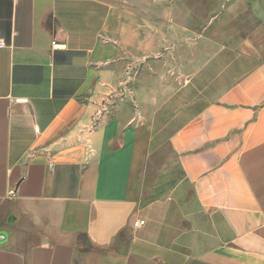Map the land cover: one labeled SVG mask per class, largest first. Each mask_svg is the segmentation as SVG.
Returning <instances> with one entry per match:
<instances>
[{
	"label": "crops",
	"instance_id": "crops-1",
	"mask_svg": "<svg viewBox=\"0 0 264 264\" xmlns=\"http://www.w3.org/2000/svg\"><path fill=\"white\" fill-rule=\"evenodd\" d=\"M0 43V264H264V0H0Z\"/></svg>",
	"mask_w": 264,
	"mask_h": 264
},
{
	"label": "rangeland",
	"instance_id": "rangeland-1",
	"mask_svg": "<svg viewBox=\"0 0 264 264\" xmlns=\"http://www.w3.org/2000/svg\"><path fill=\"white\" fill-rule=\"evenodd\" d=\"M217 60V64L215 63L203 70L199 82L193 83L195 89H187L184 96L185 101H178L179 95H175L173 100L160 112L155 121L151 159L153 169L151 172L158 173L165 165L174 162L173 153L168 146V139L174 130L182 124V119L190 118L199 112L223 90L227 81L229 83L231 78L235 79L238 76L239 63L235 64L234 73L231 74L225 71L224 58Z\"/></svg>",
	"mask_w": 264,
	"mask_h": 264
},
{
	"label": "built area",
	"instance_id": "built-area-1",
	"mask_svg": "<svg viewBox=\"0 0 264 264\" xmlns=\"http://www.w3.org/2000/svg\"><path fill=\"white\" fill-rule=\"evenodd\" d=\"M0 47H2V44L0 43ZM144 224V222L143 221H137V222H135L134 224H133V226L134 227H140V226H142Z\"/></svg>",
	"mask_w": 264,
	"mask_h": 264
}]
</instances>
